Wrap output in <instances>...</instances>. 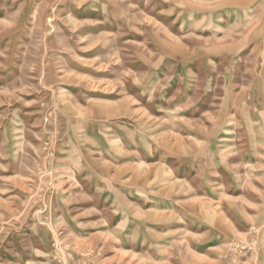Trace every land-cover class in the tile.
<instances>
[{
    "label": "rangeland",
    "instance_id": "rangeland-1",
    "mask_svg": "<svg viewBox=\"0 0 264 264\" xmlns=\"http://www.w3.org/2000/svg\"><path fill=\"white\" fill-rule=\"evenodd\" d=\"M0 264H264V0H0Z\"/></svg>",
    "mask_w": 264,
    "mask_h": 264
}]
</instances>
